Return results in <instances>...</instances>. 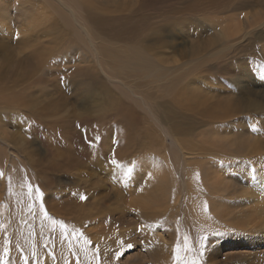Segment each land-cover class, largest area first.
Instances as JSON below:
<instances>
[{
  "label": "rangeland",
  "instance_id": "obj_1",
  "mask_svg": "<svg viewBox=\"0 0 264 264\" xmlns=\"http://www.w3.org/2000/svg\"><path fill=\"white\" fill-rule=\"evenodd\" d=\"M1 2L0 264H264V233L213 209L220 196L229 205L242 191L214 193L204 178L209 162L226 164L228 181L244 179L240 166L247 179L264 169V0L251 4L261 11L251 26L221 40L228 20L220 19L237 14L242 24L250 7L217 15L207 0ZM90 8L108 33L88 21ZM132 48L147 64L116 73L122 62L112 57ZM195 91L226 97L239 111L227 121L202 116ZM232 135H252L257 146L236 149ZM238 183L257 195L255 184Z\"/></svg>",
  "mask_w": 264,
  "mask_h": 264
},
{
  "label": "bare ground",
  "instance_id": "obj_2",
  "mask_svg": "<svg viewBox=\"0 0 264 264\" xmlns=\"http://www.w3.org/2000/svg\"><path fill=\"white\" fill-rule=\"evenodd\" d=\"M1 1H3V0H0V2ZM57 1V0H56ZM67 2H68V4L70 3L73 7H82L81 5L83 4H85L84 6H86V4H87V6H88V1L89 0H66ZM184 1V0H183ZM185 1H188V0H185ZM210 4H211V7H212V9L213 10H207V11H209V12H211V13H217V15H220V12L221 11H225V12H227V11H230V10H238V9H240V10H243V9H245V10H247L246 9V7L247 8H249L250 7V10H251V12H252V14H248V12L247 11H245V12H242L243 14H241V15H243V17H240V18H242V24H241V22H237V21H234L237 17H238V15L237 14H235L234 15V18H233V15H231L229 18H226V19H220V21H223V23H224V21H227V24H226V27L223 29V30H225V29H228V33L227 34H224L223 33V30L222 29H218L219 30V33H218V35H219V38H217V39H219V40H221L222 39V37H221V35H224V36H226V37H231V36H235V34H238L239 32H240V30L242 29V28H244V29H246V28H248V26H251L253 23H254V20H255V18H254V16H257V15H261V11L255 6V5H257V2H256V0H207ZM253 2H255V5L254 6H251V4L253 3ZM5 3H8V1L7 2H5ZM140 3V2H139ZM197 3H199V2H197ZM1 4H2V2H1ZM4 4V3H3ZM29 4H30V2H29ZM193 4H195V3H193ZM260 4V3H259ZM258 4V5H259ZM213 5H215V7H213ZM68 6V5H67ZM34 7V6H33ZM61 7H62V5H61ZM149 7V4L148 3H143L142 4V6H141V9L142 10H145V9H147ZM188 9L189 10H193L194 8H192V4H188ZM5 8V7H4ZM32 8V7H31ZM31 8H29V9H31ZM39 8H41V7H39ZM38 7H37V9H39ZM67 8V7H66ZM89 8V7H88ZM6 9V8H5ZM4 9V10H5ZM65 9V8H64ZM75 9V8H74ZM83 9V8H82ZM92 8H90V9H88V11H86V18L88 19V21L89 22H91L92 23V25L94 26V28L98 31V32H100V33H103V34H105V33H108V31H109V28H105V27H103V23L100 21V19H98L97 18V14H95L94 13V11H92L91 10ZM256 9H258V10H256ZM73 10V9H72ZM141 10V11H142ZM218 10V11H217ZM1 11V10H0ZM19 11H21V10H19ZM137 11V10H136ZM207 11H205V12H207ZM249 11V10H248ZM254 11H256V12H254ZM258 11V12H257ZM75 12V11H74ZM73 13V12H72ZM21 14H22V12H21ZM24 14V13H23ZM25 14H27V13H25ZM35 14H38V13H35ZM35 14H33V16L35 15ZM20 16V15H19ZM32 16V15H31ZM36 16V15H35ZM35 16H34V18H35ZM73 16V15H72ZM1 17L3 18V20H1V21H4V20H6V18L4 17V15H2L1 14ZM40 17H42V15H40ZM100 17V16H99ZM102 17V16H101ZM5 18V19H4ZM213 19H214V17H212ZM260 18V17H259ZM42 19H44V18H41L40 20H42ZM105 19V18H104ZM35 21H36V19H35ZM112 21V20H111ZM216 21H218V20H216ZM219 22V21H218ZM217 22V23H218ZM260 22V21H259ZM105 24V23H104ZM241 25H242V28H241ZM262 25V24H261ZM30 27H31V25H29ZM125 27H127L128 28V26L125 24ZM131 28H133L132 26H130ZM89 28H91V27H89ZM84 29V28H83ZM87 29H88V27H87ZM113 30V29H112ZM115 31L117 30V28L116 29H114ZM132 30V29H131ZM205 31L206 30H204L203 32H204V34H205ZM250 31V30H249ZM248 31V32H249ZM85 32H88V30L87 31H85ZM94 32H96V31H94ZM89 33H90V35L92 36V34H91V31H89ZM110 34V33H109ZM87 35H89V34H87ZM126 35V34H125ZM263 36V35H262ZM113 37H115V38H122L123 37V33H122V31H116L115 32V34H114V36ZM202 37V36H201ZM204 37V36H203ZM202 37V38H203ZM207 37V36H206ZM263 38V37H262ZM214 41V40H213ZM212 41V42H213ZM91 43V42H90ZM100 44V43H99ZM101 44H103V43H101ZM104 44H105V42H104ZM202 45V44H201ZM103 47V48H102ZM102 48V49H101ZM104 48H106L105 47V45H100V49L99 50H101L103 53H107L108 51H106ZM137 48H135V49H129L127 52H126V55H125V53L122 55V56H120V57H116V56H114V57H112V59L113 60H115L117 63L118 62H122V65H121V67L120 68H122V71L121 70H115V72L116 73H118V74H120V73H124L123 72V70L125 69V67H129V65L130 64H132V63H138V64H140V65H143V66H145V64H147V60H146V58H145V56L144 55H142L141 53H139V52H136L135 50H136ZM108 50V49H107ZM221 50V49H220ZM119 51H121V50H119ZM106 53H105V55H106ZM117 53H119V52H117ZM108 54L109 53H107V56H108ZM110 56V55H109ZM127 57V58H126ZM126 58V61H123L124 59ZM130 59L132 60L131 62H130ZM151 62V61H150ZM136 63V64H137ZM150 64V63H149ZM117 66V65H116ZM136 67V66H135ZM134 68V67H133ZM116 69V68H115ZM117 69H119V68H117ZM155 69V68H154ZM157 69V68H156ZM138 70L139 71H142V73H147V72H149V71H147L145 68H142V69H139L138 68ZM170 70V69H169ZM244 70V69H243ZM152 71V70H151ZM157 71V70H156ZM155 73H158V72H155ZM148 74V73H147ZM145 75V74H144ZM157 75V74H156ZM236 84H239V83H236ZM241 86V85H240ZM246 88V87H245ZM241 89L243 90L244 89V87H241ZM197 91V90H196ZM196 91L193 93V95L192 94H190L191 95V100H193L194 101V103H195V105H196V107H198L199 108V110H200V112H198V113H200L202 116H206V115H209V116H213V118H215V119H217V120H219V121H227L228 119H229V117L231 116V115H234V114H236V112H238L239 111V107L238 106H234V108L232 107H227V105L225 104L226 103V97H222V96H214V99L213 100H211V98H210V96L209 95H207V94H204V93H196ZM240 91V90H239ZM262 92V91H261ZM207 102V103H206ZM202 104H205L204 105V107H203V109H201V105ZM202 110V111H201ZM239 116V115H238ZM253 122V121H252ZM248 123V122H247ZM264 124V123H263ZM253 126H254V124H253ZM246 127V126H245ZM249 127V126H248ZM246 129V128H245ZM260 129H261V127H260ZM259 129V130H260ZM246 130H248V129H246ZM252 131V130H251ZM253 132V131H252ZM255 132H257V131H255ZM258 132H260V131H258ZM219 133V132H218ZM220 134H221V131H220ZM228 134V133H227ZM249 134H250V132H249ZM248 134V135H249ZM257 134V133H256ZM261 134V133H260ZM252 135H253V133H252ZM252 135H251V141L253 142V137H252ZM262 135V134H261ZM246 136V135H245ZM244 135H232V137L230 138V139H228L227 137H226V140H227V143L228 144H231V145H234L235 147H236V149H242V150H244L247 146H249L250 144H252V142L250 141V139L248 140V137H245ZM250 136V135H249ZM255 136V135H254ZM260 136V135H259ZM264 136V135H263ZM204 137H202V139H203ZM220 139H223V137L222 136H220L219 137ZM199 139V138H198ZM254 140H256V139H254ZM219 141V140H218ZM248 141H250L249 142V144H248ZM260 141H262V140H260ZM260 141H259V145L258 146H260V144L262 143H260ZM178 143V142H177ZM254 143V142H253ZM255 143H257V141H255ZM196 144V143H195ZM203 144V143H202ZM258 144V143H257ZM264 144V143H263ZM254 144H252V146H253ZM256 145V144H255ZM255 145L253 146V147H250V148H252V152H253V148H255ZM189 146V145H188ZM251 146V145H250ZM257 146V145H256ZM261 147H262V144H261ZM256 148H258V147H256ZM182 149V148H181ZM249 149V148H248ZM261 149V148H260ZM263 149V148H262ZM255 150V149H254ZM256 150H258V149H256ZM255 150V151H256ZM264 150V149H263ZM194 151V150H193ZM192 151V152H193ZM261 151V150H260ZM186 152V151H185ZM251 152V151H250ZM249 152V153H250ZM257 154V153H256ZM262 154V153H261ZM184 155V154H183ZM250 157V156H249ZM212 158V157H211ZM224 158V157H223ZM248 158V157H247ZM237 159V158H236ZM231 161V160H230ZM197 162V161H196ZM200 162V161H199ZM193 163V162H192ZM215 164H217V163H215ZM151 165V164H150ZM263 165V164H262ZM249 166H250V164H249ZM149 167V166H148ZM192 167V166H191ZM224 167H227L226 166V164H224V165H221V166H216V165H214V163H212V162H209L205 167H204V174H205V179L208 181V182H210L211 183V185L213 186L212 187V189L214 188V193L215 192H221V193H223V192H225L226 190H230V192L229 193H233L234 191L235 192H237L238 190H241L242 191V198L241 199H237V197L235 198V201H234V203H230L229 205H226L227 203H224V200L222 199V197L220 196L219 198H218V200L219 201H222L223 203H221V202H214L213 203V209L217 212V213H220V215L221 214H223L224 216H226V217H230V219H232L233 221H240V219H245V223L249 220V223H250V227H249V229H248V231L249 232H253V233H261L262 232V234L264 233V205H262V203H264V169H260V170H257L258 172H257V175H256V173H255V177L254 176H252L253 177V179L251 178V180L249 181V179L250 178H248L247 179V176H250V174H249V172L247 173V167H246V165H243V166H240L239 168H238V171H241L240 172V175L241 176H243V178L244 179H241V180H239L238 182H240L241 184H246L247 185V183L248 182H250V187H253L252 185H254L255 186V188L256 189H258V192H257V195H250V193H249V195L248 194H246L247 192H246V190H244L245 188H244V186L243 185H240L237 181H232V179L230 180V181H228V178L225 176V173H228V172H226V169L224 168ZM253 167V166H252ZM149 168H151V166L149 167ZM153 168H155V169H157L156 167H153ZM197 168V167H196ZM236 168V167H235ZM152 169V168H151ZM153 170V169H152ZM158 171H160V169L158 170ZM157 171V172H158ZM233 171V170H232ZM140 173V172H139ZM138 173V174H139ZM146 173V172H145ZM195 173V172H194ZM232 173V172H231ZM159 174H161V173H159ZM159 174L157 175L158 177H159ZM187 174V173H186ZM202 174V173H201ZM233 174V173H232ZM173 175V174H172ZM139 176V175H138ZM141 176V175H140ZM162 176V175H161ZM187 176H188V174H187ZM204 176V175H203ZM175 177V176H174ZM163 178V177H162ZM203 178V179H204ZM152 179V178H151ZM151 179L149 178V177H147L146 175H143L142 176V178H141V182H142V184L143 185H145V186H147V187H153L155 184H154V182L153 181H151ZM163 180V179H162ZM188 180V177L186 178V184H185V186H186V190H187V192H190V190H191V188L189 187L190 185H189V182L190 181H187ZM159 181V180H158ZM172 181V180H171ZM242 181H244V182H242ZM195 181H193V183H194ZM162 182H160L159 184H161ZM142 184H140V185H142ZM142 185V187H144ZM194 185V184H193ZM160 186V185H159ZM159 186L157 187L156 186V188H154V191H156V197L157 198H163L164 196H165V193H164V191H163V189L160 187V189L158 190V188H159ZM147 187H144V189L145 188H147ZM189 187V188H188ZM139 190H140V187H139ZM193 190H194V188H193ZM147 191V190H146ZM240 191V192H241ZM138 193H139V191H138ZM239 193V192H238ZM146 194H147V192H146ZM144 195V194H143ZM146 196V195H145ZM137 197H139V196H137ZM147 197H148V195H147ZM148 199H150V198H148ZM147 199V200H148ZM234 200V199H233ZM240 201L242 202V203H240ZM221 205H225V206H232L231 208V210L226 214L225 212H224V210H223V208H222V206ZM60 209V208H59ZM61 210V209H60ZM68 212V211H67ZM54 214L56 213V212H53ZM57 213H58V211H57ZM62 213H64V212H62ZM65 214V213H64ZM23 216V215H22ZM21 216V217H22ZM257 222V223H256ZM258 222H260V224L258 223ZM58 233H61L62 234V231H60L59 230V232ZM60 234V235H61ZM72 238V237H71ZM70 242H72V246H74L75 247V244L73 243L74 242V240H72V241H70ZM62 243H67L66 242V240H62ZM101 260H103V258H101ZM256 260H257V258H256Z\"/></svg>",
  "mask_w": 264,
  "mask_h": 264
},
{
  "label": "snow or ice",
  "instance_id": "obj_3",
  "mask_svg": "<svg viewBox=\"0 0 264 264\" xmlns=\"http://www.w3.org/2000/svg\"><path fill=\"white\" fill-rule=\"evenodd\" d=\"M110 163L112 164V165H117V166H119V164H118V161L115 159V153H113L112 154V158H111V160H110ZM0 175H2V173H0ZM31 192H32V187H31V185H29V193L31 194ZM35 192H36V194H37V198L39 199V198H41L42 196H43V193L40 191V189H39V187H36V189H35ZM80 199H86V197L85 196H83V195H81L80 196ZM205 209H207V205L205 204ZM41 211H44V208H43V204L41 205ZM44 214H45V216H47V212L45 211L44 212ZM53 223H56L55 221H53ZM61 227L63 228L64 227V225L61 223ZM234 234V233H233ZM215 235L216 236H224V235H228L227 233H219V232H217V233H215ZM186 239V238H185ZM207 241V237L205 236V237H201V244H200V255L201 256H203V252H204V250H205V242ZM133 247H135L133 244H131V243H129V244H127L126 245V247H125V250H127V249H131V248H133ZM124 253H123V251H121V252H117L116 253V257H117V259H119L122 255H123ZM177 259H179V257H177Z\"/></svg>",
  "mask_w": 264,
  "mask_h": 264
}]
</instances>
